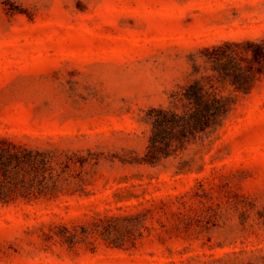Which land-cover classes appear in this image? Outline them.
Returning <instances> with one entry per match:
<instances>
[{
    "label": "rangeland",
    "instance_id": "374dc122",
    "mask_svg": "<svg viewBox=\"0 0 264 264\" xmlns=\"http://www.w3.org/2000/svg\"><path fill=\"white\" fill-rule=\"evenodd\" d=\"M242 38H264V0H0V139L32 150L0 264H264V76L203 140L142 160L148 108Z\"/></svg>",
    "mask_w": 264,
    "mask_h": 264
},
{
    "label": "trees",
    "instance_id": "16d2710c",
    "mask_svg": "<svg viewBox=\"0 0 264 264\" xmlns=\"http://www.w3.org/2000/svg\"><path fill=\"white\" fill-rule=\"evenodd\" d=\"M200 56L201 63L194 65L199 76L173 92L168 105L146 111L150 133L143 161L156 163L203 140L223 123L240 96L264 76V38L223 40L204 46ZM24 152L30 156L32 150L0 139V204L29 194L5 185L24 160ZM37 154L47 161L44 152Z\"/></svg>",
    "mask_w": 264,
    "mask_h": 264
}]
</instances>
